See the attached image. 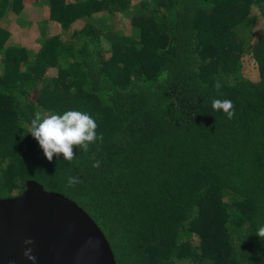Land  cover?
I'll use <instances>...</instances> for the list:
<instances>
[{"label": "trees", "instance_id": "16d2710c", "mask_svg": "<svg viewBox=\"0 0 264 264\" xmlns=\"http://www.w3.org/2000/svg\"><path fill=\"white\" fill-rule=\"evenodd\" d=\"M31 5L46 10L41 31L61 30L36 50L5 25ZM253 11L264 17V0H0L1 197L34 181L71 200L115 264H264V31ZM214 99H230L235 117ZM68 110L91 115L98 139L49 162L30 122Z\"/></svg>", "mask_w": 264, "mask_h": 264}, {"label": "water", "instance_id": "95a60500", "mask_svg": "<svg viewBox=\"0 0 264 264\" xmlns=\"http://www.w3.org/2000/svg\"><path fill=\"white\" fill-rule=\"evenodd\" d=\"M115 264L105 236L74 202L34 181L16 197L0 199V264Z\"/></svg>", "mask_w": 264, "mask_h": 264}, {"label": "clouds", "instance_id": "9594fccd", "mask_svg": "<svg viewBox=\"0 0 264 264\" xmlns=\"http://www.w3.org/2000/svg\"><path fill=\"white\" fill-rule=\"evenodd\" d=\"M213 87L217 93L223 95L222 84L219 80L215 81ZM212 108L215 111H222L229 120L233 119L236 114L235 105L230 99H214ZM97 127L96 120L85 112L68 110L63 114L48 113L46 115L37 112L30 122V134L37 141L49 162L53 160L54 156L60 155L63 156V160L71 162L77 156L74 152L75 148L87 153L90 145L96 143L98 139ZM99 139L102 140L103 136L100 135ZM93 159L95 160L94 157ZM92 166L99 167L100 161L95 160ZM78 182L77 177H69L67 180L69 186H74ZM256 234L260 238H264V225L257 229ZM33 244L34 240L32 239L24 241L26 247L23 255L34 264L36 257L32 254L33 249L30 247Z\"/></svg>", "mask_w": 264, "mask_h": 264}, {"label": "rangeland", "instance_id": "374dc122", "mask_svg": "<svg viewBox=\"0 0 264 264\" xmlns=\"http://www.w3.org/2000/svg\"><path fill=\"white\" fill-rule=\"evenodd\" d=\"M257 18L255 19L254 24V32L260 33L264 31V17L258 16V13L256 11H253ZM47 13L45 9H38L35 5H31L27 8H25L19 15L15 16L12 14L8 18V22L5 23L9 30L15 32L13 41L16 43H22L23 45L27 46L30 49L36 50L39 48V42L38 39L42 37H48L51 35H56L58 33H61V30L57 28L54 24L52 26L47 25L46 28L43 30H40V20L46 18L47 19ZM18 20H23L22 25H18ZM30 22L29 25H25V22ZM1 24V22H0ZM76 27H80L79 25H76ZM118 28L123 29V31L127 30V20H124L122 23L117 26ZM70 32V31H69ZM68 32V34H70ZM242 73L245 78L250 80H256L257 78V72L256 67L254 64L251 63V61L248 59V57L243 58V67H242ZM4 196L0 192V198Z\"/></svg>", "mask_w": 264, "mask_h": 264}]
</instances>
